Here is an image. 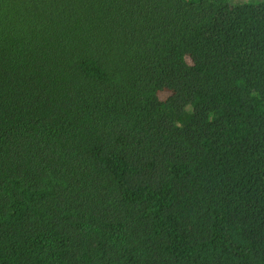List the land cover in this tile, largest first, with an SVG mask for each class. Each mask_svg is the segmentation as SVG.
<instances>
[{"label":"trees","instance_id":"1","mask_svg":"<svg viewBox=\"0 0 264 264\" xmlns=\"http://www.w3.org/2000/svg\"><path fill=\"white\" fill-rule=\"evenodd\" d=\"M0 264H264V0H0Z\"/></svg>","mask_w":264,"mask_h":264}]
</instances>
